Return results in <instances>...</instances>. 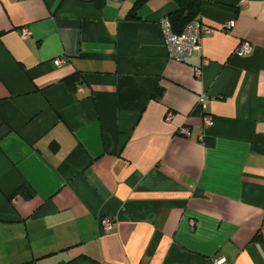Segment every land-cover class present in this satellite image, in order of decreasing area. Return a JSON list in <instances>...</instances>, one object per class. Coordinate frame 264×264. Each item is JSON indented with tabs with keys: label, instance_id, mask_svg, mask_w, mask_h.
I'll return each mask as SVG.
<instances>
[{
	"label": "crops",
	"instance_id": "1",
	"mask_svg": "<svg viewBox=\"0 0 264 264\" xmlns=\"http://www.w3.org/2000/svg\"><path fill=\"white\" fill-rule=\"evenodd\" d=\"M239 1L201 0L177 62L174 0H0V264H264V0Z\"/></svg>",
	"mask_w": 264,
	"mask_h": 264
},
{
	"label": "built area",
	"instance_id": "2",
	"mask_svg": "<svg viewBox=\"0 0 264 264\" xmlns=\"http://www.w3.org/2000/svg\"><path fill=\"white\" fill-rule=\"evenodd\" d=\"M247 0H240L239 4H246ZM161 28V34L163 38V43L165 45L167 56L169 59H172L177 62H182L188 58L193 53L200 51L202 47V39L204 36L209 35L212 32V28L206 26L202 23L201 19H193L186 23L182 31L176 32L173 30L172 25L168 17H163L159 21ZM235 20L231 19L224 22L220 28L230 29L234 27ZM22 36H28L29 32L27 28L21 29ZM252 51L251 43L242 39L239 41L238 45L235 48V52L238 54H248ZM64 62L61 58L54 59L56 65H61ZM206 61H203L205 63ZM202 68L197 66L194 68L195 77L199 78L201 76ZM208 99V96L205 93H202L198 97V105L202 108L205 106V103ZM173 114L168 112L165 116L166 120H171ZM203 125L209 127L213 125V118L206 114L202 116ZM179 132L183 135L189 136L190 132L188 127H181ZM99 226L103 231H108L113 227V221L108 216L102 215L98 219Z\"/></svg>",
	"mask_w": 264,
	"mask_h": 264
},
{
	"label": "trees",
	"instance_id": "3",
	"mask_svg": "<svg viewBox=\"0 0 264 264\" xmlns=\"http://www.w3.org/2000/svg\"><path fill=\"white\" fill-rule=\"evenodd\" d=\"M145 1L146 0H137V3L135 5L138 6L140 3L142 4ZM174 1L176 4V8L167 16L174 31L180 32L187 22L193 19H200L199 15L201 11V0Z\"/></svg>",
	"mask_w": 264,
	"mask_h": 264
}]
</instances>
